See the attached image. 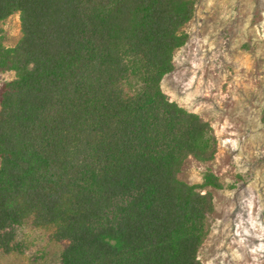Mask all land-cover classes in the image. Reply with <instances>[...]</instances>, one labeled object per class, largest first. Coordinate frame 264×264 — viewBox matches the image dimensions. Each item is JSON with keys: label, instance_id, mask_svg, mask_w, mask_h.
<instances>
[{"label": "trees", "instance_id": "16d2710c", "mask_svg": "<svg viewBox=\"0 0 264 264\" xmlns=\"http://www.w3.org/2000/svg\"><path fill=\"white\" fill-rule=\"evenodd\" d=\"M197 0H0V250L27 216L65 240L60 264H202L213 197L177 178L211 161L210 124L162 78ZM264 125V107L260 111Z\"/></svg>", "mask_w": 264, "mask_h": 264}, {"label": "rangeland", "instance_id": "374dc122", "mask_svg": "<svg viewBox=\"0 0 264 264\" xmlns=\"http://www.w3.org/2000/svg\"><path fill=\"white\" fill-rule=\"evenodd\" d=\"M0 27L3 45L20 38L18 13ZM188 38L173 53L174 69L161 80L169 100L212 127L211 161L187 157L177 178L200 184L209 170L222 188L213 197L209 232L198 250L202 264H264V0H197L184 26ZM14 77L0 74V84ZM54 226H35L27 216L14 227L0 264H60L67 242L53 238Z\"/></svg>", "mask_w": 264, "mask_h": 264}]
</instances>
